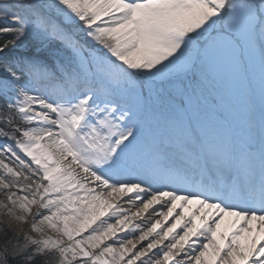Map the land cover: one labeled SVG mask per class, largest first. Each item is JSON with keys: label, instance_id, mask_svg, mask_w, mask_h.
<instances>
[{"label": "snow or ice", "instance_id": "snow-or-ice-1", "mask_svg": "<svg viewBox=\"0 0 264 264\" xmlns=\"http://www.w3.org/2000/svg\"><path fill=\"white\" fill-rule=\"evenodd\" d=\"M0 213V264H264V0H0Z\"/></svg>", "mask_w": 264, "mask_h": 264}, {"label": "rangeland", "instance_id": "rangeland-1", "mask_svg": "<svg viewBox=\"0 0 264 264\" xmlns=\"http://www.w3.org/2000/svg\"><path fill=\"white\" fill-rule=\"evenodd\" d=\"M6 218H7L6 214L0 213V219H6ZM157 218H159V217H157ZM17 222H18V221H17ZM14 225H15L16 227H19L18 225H20L21 228H23L25 231L28 230L27 225H25V224H23V223H21V222H18V223L14 224ZM19 228H20V227H19Z\"/></svg>", "mask_w": 264, "mask_h": 264}, {"label": "bare ground", "instance_id": "bare-ground-1", "mask_svg": "<svg viewBox=\"0 0 264 264\" xmlns=\"http://www.w3.org/2000/svg\"><path fill=\"white\" fill-rule=\"evenodd\" d=\"M135 209H133V211H134ZM16 223H18L17 221H14V224H16ZM20 228H21V226L20 225H18Z\"/></svg>", "mask_w": 264, "mask_h": 264}]
</instances>
